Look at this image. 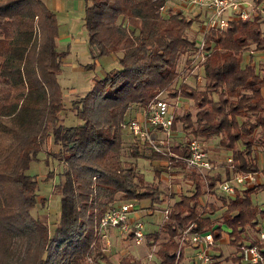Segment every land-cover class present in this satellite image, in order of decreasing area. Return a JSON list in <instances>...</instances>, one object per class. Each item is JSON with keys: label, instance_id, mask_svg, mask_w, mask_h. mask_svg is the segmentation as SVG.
<instances>
[{"label": "trees", "instance_id": "16d2710c", "mask_svg": "<svg viewBox=\"0 0 264 264\" xmlns=\"http://www.w3.org/2000/svg\"><path fill=\"white\" fill-rule=\"evenodd\" d=\"M46 1L0 0V264H111L95 235L99 218L118 201L147 199L150 208L162 201L137 175L133 160L170 161V167H181L134 141L125 150L121 131L159 92L176 95L178 61L184 59L185 67L196 49L186 34L192 19L182 12L160 14L164 0H84L82 27L91 58L114 57L118 68L106 71L70 101L79 123L64 126L57 81L64 54L56 48L55 14ZM263 1L253 0L257 5ZM263 22L264 6L251 20L230 21L206 32L202 78L216 92L215 100L189 84L179 88L192 108L173 118L172 131L179 126L187 139L172 143L169 150L185 157L189 140L216 137L218 146L230 152L232 168L219 163L220 169L205 174L204 180L175 170L189 189L176 195L158 229L145 234L147 248L165 236L154 251L159 264H174L184 230L210 232L217 241L223 225L234 248L226 260L244 264L237 254L242 244L257 245L264 255V245L250 233L264 217L250 195L264 190V183L240 187L232 196L215 190L218 182L236 173L264 174L254 156L255 148L264 154V63L241 65L245 52L264 55ZM49 137L56 151L46 157L62 166L55 186L59 217L51 230L45 219L30 214L44 199L36 197V181L27 174ZM202 196H207L204 203ZM181 256L179 249L177 260ZM220 257L215 255L214 264H220ZM116 264L142 263L123 256Z\"/></svg>", "mask_w": 264, "mask_h": 264}, {"label": "rangeland", "instance_id": "374dc122", "mask_svg": "<svg viewBox=\"0 0 264 264\" xmlns=\"http://www.w3.org/2000/svg\"><path fill=\"white\" fill-rule=\"evenodd\" d=\"M64 2V12H59L58 14L55 12L57 24V37L55 40L56 48L59 52L64 54L61 60L60 71L57 75V81L61 91V99L65 107V110L60 113L59 120H61L64 126H73L78 124L79 120L69 109L70 101L76 97L82 96L90 88L94 80L100 79L106 71L118 68V64L116 61H113L111 57L107 56L100 57L96 60L91 58L92 52H90V46L86 40V33L82 27L84 0H64ZM171 3L178 4V2L174 3L172 0H167V5H170ZM179 6L183 16L187 19H192L191 24L187 29V37L192 38L197 42L201 37L200 28L205 22L203 19L204 14L198 9L190 8L183 4H179ZM259 6L263 7L264 1L260 3ZM64 13H66V15H62ZM194 16H196L195 19H193ZM259 28L260 31L264 33V22L260 24ZM115 54L119 55V52H116ZM245 56L246 52L242 55V66L245 64ZM256 57L257 55L254 56V60H256ZM183 60L184 59L181 58L177 64V72L181 73L180 77L187 74L186 71L182 70L184 69L182 64ZM257 60H259L260 63H264V55L260 54ZM93 61L94 64L91 67H87L88 64H91ZM254 66H257L256 62ZM185 82L196 90L206 91L210 99H216V92L207 88V82L202 78L201 68L197 71V74L187 76ZM173 85L176 87V81H173ZM160 96L162 98L166 97L167 99L172 98L166 93V91H162ZM189 107L192 108V102L187 98L181 97L179 94L177 108L180 109V112L177 116H180L182 111ZM185 133L186 132L182 131L179 126H177V129L174 131L172 143H184L187 139ZM121 139L125 150L127 145L134 141L125 129H122L121 131ZM203 141L207 143L209 157L213 158L212 163L217 165V167L221 160L230 156L229 151H224L218 146V139L216 137ZM141 150V147H139V151ZM50 151H56V146L52 143V140L49 137L47 142L43 145L42 150L37 154L36 160L30 163L27 170V174L32 176L36 181V197L44 199V204L42 206L37 204L30 210V214L33 218L45 219L49 225V230L52 229L53 223L59 217L60 202L59 196L55 191V186L58 184L60 179L59 176L62 172V166L56 159L46 157L47 153ZM254 156L257 160L258 170L261 171L264 169V154L261 153L258 148H255ZM133 162L137 175L148 186L155 188L156 194L158 193V198L162 199L161 203L153 204V208L149 207V200L147 199L140 201L133 200L136 216L131 218L132 220L129 222V226L132 227L134 224L140 223L145 235L158 229L159 224L163 220V214L161 213L162 210L176 200V195L183 192L187 193L189 186L187 181L183 178L182 173L175 171L169 172L166 168V163L163 161L136 158ZM256 176L259 177L260 183H264V174L262 172L256 173ZM216 192L219 193V195L221 194L218 190ZM206 199L207 196H202L200 199L201 203H204ZM250 200L251 203L256 205L260 210L264 209V190L252 193L250 195ZM131 214L132 211L129 214V218ZM218 215L219 212H217L214 217H217ZM254 228L255 230H252L253 232L250 230L251 237H257L259 232L264 235V217L258 218L257 225ZM256 229H259V231H256ZM228 232L229 230L226 226H221V236ZM107 234L106 244L102 241L101 245L103 247L102 251L107 255L111 264L117 263V261L123 256H128L130 260H139L142 264H159L154 254L151 260L147 261L146 253L148 248L145 244L135 245L129 234H127L126 237H123V234L117 232V235L114 236L116 234V229L114 228H109ZM164 238V235H159V238L153 243L155 248L154 251L156 250V247L163 242ZM116 244H118V247ZM179 249L183 252L181 258L177 260ZM191 250L192 249L189 248V245L180 248L177 246L174 264H189L190 258H187L189 257ZM214 251L215 252L211 253L213 261L209 264H214L215 255L218 252L221 255L219 258L220 264H233L230 260H226V258H229L234 252V248L227 243V238L216 243Z\"/></svg>", "mask_w": 264, "mask_h": 264}, {"label": "built area", "instance_id": "2783aa9c", "mask_svg": "<svg viewBox=\"0 0 264 264\" xmlns=\"http://www.w3.org/2000/svg\"><path fill=\"white\" fill-rule=\"evenodd\" d=\"M174 3L167 5V0L159 8L160 14L167 11L172 13L182 12L179 4L195 8L203 12L204 25L200 28V39L195 42V51L189 58L188 64L182 69L187 74L180 77L178 72L176 81V95L172 98H162L161 92L155 95L143 108L138 109L133 117L128 119L123 126L127 133L133 138L134 142L143 144L149 151L170 158L181 167H170V161L166 162V168L169 172L182 171L183 173H196L203 180L205 174L213 173L220 169L219 164L214 165L213 158L209 157L207 143L202 140L192 139L186 143L187 156L183 157L172 153L169 148L172 144L174 132L171 129L173 118L177 116L180 109L177 108V99L179 97V88L185 82L187 76L197 74L202 68L204 61V36L206 32L214 28H225L230 21L251 20L256 12L262 13V7L255 4L253 0H172ZM197 80V78H196ZM175 86V85H174ZM223 161V162H221ZM220 163L227 164L232 168L230 156L221 160ZM172 169V170H171ZM260 179L256 173H236L229 179H224L215 187L225 196H232L236 189L244 186H253L258 184ZM133 201H118L113 203L99 218L95 225V235L106 244L107 230L114 228L118 233L126 237L129 234L135 245L145 244V235L140 223L129 226V214L135 211ZM169 206V205H168ZM168 206L162 210V219L168 214ZM259 231V229H256ZM259 244L264 245V235L259 232L256 237ZM178 248L189 245L193 253L189 259V264H209L213 261V248L215 241L210 232L189 234L184 230L177 240ZM154 246L148 248L146 260L150 261L154 254ZM237 254L244 264H264V255L259 251L257 245L242 244L238 247Z\"/></svg>", "mask_w": 264, "mask_h": 264}, {"label": "crops", "instance_id": "0c3cea01", "mask_svg": "<svg viewBox=\"0 0 264 264\" xmlns=\"http://www.w3.org/2000/svg\"><path fill=\"white\" fill-rule=\"evenodd\" d=\"M80 1H82V0H80ZM64 0H47L46 1V6H47V8H49V10L51 11V12H53L54 14H55V12L58 14L59 12L60 13H63L64 12V9H65V5H64ZM62 15H66V13H64V14H62ZM262 32V31H261ZM262 34H264L263 32H262ZM260 54H263V53H261V52H256V51H253V52H246V56L244 57V63L246 64V63H248V62H250V64H252V65H254L255 64V62H256V65L258 64V63H260L259 62V60L260 59H262V58H260L259 60H257L258 58H259V55ZM257 55V57H256V60H254V56H256ZM107 57H110V56H107ZM111 59L113 60V61H116L115 60V58L113 57H111ZM136 216V211H133L132 212V214L130 215V218H129V221H131L132 219L131 218H133V217H135ZM108 231V230H107ZM117 235V230H116V234L114 235V236H116ZM113 236V237H114ZM224 238H226V236H225V234L223 235V236H220V238L217 240V241H215V246H216V243H218L219 241H222ZM116 246L118 247V244H116ZM189 248H191L190 246H189ZM192 249V248H191ZM183 252V251H182ZM213 252H215V251H213ZM193 253V251L191 250V253H190V255H189V257L187 258V259H189L190 257H191V254ZM219 253V252H218ZM107 256V255H106ZM186 259V260H187ZM110 262V261H109ZM116 264V263H115Z\"/></svg>", "mask_w": 264, "mask_h": 264}]
</instances>
